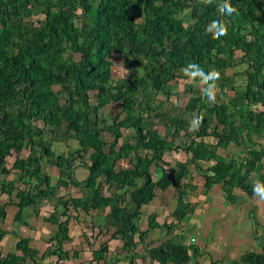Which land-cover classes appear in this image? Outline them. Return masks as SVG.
<instances>
[{
  "label": "trees",
  "instance_id": "16d2710c",
  "mask_svg": "<svg viewBox=\"0 0 264 264\" xmlns=\"http://www.w3.org/2000/svg\"><path fill=\"white\" fill-rule=\"evenodd\" d=\"M223 2L0 0V197H10L17 208L13 222L29 230L34 228L25 220L24 211L38 208L40 198L56 200L51 212L42 218L56 226L48 239L52 246L47 245L38 256V248L29 245V235L0 228V246L7 235H17L13 251L0 249V264H69L87 251L91 253L88 264H111L113 261L107 259L112 255L119 262L118 254H128L125 264H137V258L143 264L141 253L159 260L145 241L147 231L159 223L149 214L148 227L141 230L139 220L143 208L156 197L155 190L169 186L175 189L177 202L167 228L194 210L186 188L195 186L180 185L183 179L200 183L188 165L203 177L204 194L218 183L228 200L236 198L234 187L246 196L253 195V186L247 182L249 174L256 173L260 179L264 176L260 173L264 141L253 139L255 133L264 139V0H228L237 13L221 16L217 6ZM218 19L227 25L228 32L212 39L206 28ZM115 53L132 58L127 62L126 76L118 80L112 78L108 58ZM238 63H245V68L233 71ZM198 70L205 74L217 71L215 83L224 89L230 77L242 75L243 79L234 80L230 87L234 95L228 101L212 107L201 94L190 97L183 108L191 119L160 112L159 108L152 111L149 102L154 101V95H174L170 82L181 78L200 82L199 76L192 75ZM56 85L59 92L53 88ZM60 93L66 95L63 103ZM110 102L120 103L121 113L92 115L93 110L99 111ZM9 104L15 108L8 109ZM189 121H198L194 131L189 130ZM158 124L170 131L171 139L158 133L154 128ZM49 126L63 127L64 135L77 141L78 147L55 154L45 141ZM122 129L133 130L134 136L125 137ZM181 132L185 143L175 144ZM241 143H245L244 156L227 158L217 152ZM139 150L146 154H139ZM88 151L89 162L81 161ZM166 151L173 156L182 152V160L178 158L171 166L162 159ZM44 158L59 170L55 185L42 172ZM123 160L126 165H122ZM79 165L89 172L80 180L74 174ZM164 165L170 166L166 169ZM152 167L161 171L159 178H153ZM113 183L129 191L126 205L121 206L111 192ZM31 186L34 192H30ZM80 186L86 190L84 196L57 194L60 187ZM108 208L112 217H122L128 225L119 237L121 247L111 248L109 243L120 233L106 224L96 231L101 239L82 230L80 248H64L74 239L69 234L73 219ZM127 210L131 212L124 213ZM6 215L0 204V222ZM129 234H137V241H128ZM138 245L143 246V252ZM48 256H54L55 261L43 262Z\"/></svg>",
  "mask_w": 264,
  "mask_h": 264
},
{
  "label": "crops",
  "instance_id": "0c3cea01",
  "mask_svg": "<svg viewBox=\"0 0 264 264\" xmlns=\"http://www.w3.org/2000/svg\"><path fill=\"white\" fill-rule=\"evenodd\" d=\"M261 35L264 37V31ZM74 142L76 149L78 142ZM261 170L260 173L264 174ZM257 182L263 185L264 176L260 180L258 177ZM201 184L202 182L195 184L192 189L189 186L186 188L190 192L189 201L195 208L182 222L173 221L174 225L171 228H167L166 225L173 220L172 213L176 208L177 193L174 195L169 191L172 186L166 190H155L156 197L151 203L156 209L149 214H154L159 227L149 229L145 241L148 250L159 260H150L141 253L143 256L141 263L161 264L162 260L164 264H264V200L255 193L246 196L237 187L232 190L236 198L228 200L223 196L218 183L204 194ZM252 186L254 188L255 185ZM5 198L6 195L0 201L7 215L3 223L0 222V228L18 230L13 222L17 208L11 204L10 198L8 200ZM149 214L143 215L144 218L140 220L147 223ZM178 225L182 227L180 230L177 229ZM139 228L146 229L140 224ZM31 236L33 235H29ZM40 238L39 234L38 239ZM3 241L0 249L6 252L13 251L17 235H7ZM31 241H34L32 237L30 243ZM138 247L141 252L144 251L142 245Z\"/></svg>",
  "mask_w": 264,
  "mask_h": 264
},
{
  "label": "rangeland",
  "instance_id": "374dc122",
  "mask_svg": "<svg viewBox=\"0 0 264 264\" xmlns=\"http://www.w3.org/2000/svg\"><path fill=\"white\" fill-rule=\"evenodd\" d=\"M143 56V55H142ZM109 60H111L112 62V66H111V75L112 78L114 80H118L121 78H124L126 76L127 71L126 66H127V62L131 61L132 58H127V56H123L120 53H115V54H111L108 56ZM148 59L145 57V60ZM246 64L245 63H238L236 65V68H233V70H243L245 68ZM243 79L242 75H234L232 77H230V79L227 82V88H223L220 87V84H217L215 87V99L214 102L213 101H209L207 99V97L204 95V91L203 89L205 88V85H202L200 82H194L190 79H178L175 81H171L170 84L174 85L175 90H174V95H171L169 97H166L164 95H162L161 93H158L156 95H154V101L150 100L149 102V106L152 109V111H155L156 109L159 108L160 112H168L172 115H176L179 117H184L186 119H191L190 114L185 111V109L183 108L185 103L188 101V99L190 97L193 96H198V95H202V100L204 102H206L208 104L209 107H212L215 103H219L220 101H228L229 97L233 96V92L232 90H230V87H232L234 80L236 82H239ZM189 84V85H188ZM55 91L59 92V87L56 85L53 87ZM225 92V94H224ZM93 94V92H92ZM228 95V96H227ZM61 103L64 102L66 95L60 93L59 94ZM95 100V99H94ZM94 100L92 101V103H94ZM156 101H161L160 104H157ZM15 107L13 104H9L8 109L13 110ZM116 113H121V104L120 103H114V102H110L108 105H105L104 107H101L99 109V111L93 110L92 115L95 114L94 117L96 116H103V117H108V116H113ZM192 121H189V123ZM155 129H157L158 133L161 134L162 136H164L165 138H167L168 140L171 139V134L170 131H168V129H165L164 126H162L161 124H158L156 126H154ZM171 130V129H169ZM64 128L63 127H58V126H54V127H47L45 134H46V143L48 144V146L52 147V149L55 152V154H58L59 152H68V151H74L75 147H74V141L68 137H66L64 135ZM122 132L124 134L125 137L129 138L130 136H134V132L131 129H122ZM255 137H253V139L257 142L262 143L264 141L263 138L260 137V133H255ZM124 137V138H125ZM105 138H109V135H105ZM185 136L183 134V132H181V134L179 136H177V138L175 139V144H182L184 145L185 140H184ZM214 139H211L210 142H214ZM138 151V150H137ZM218 154L220 156H226L227 158H232L233 156L237 157V156H244L245 155V143H241L238 146H234V145H229L227 146L226 149H222L219 148L218 149ZM27 153V151H24V154ZM89 154V151L87 153H85V155L81 156V161L88 163L89 158H87V155ZM139 154L145 155L146 151L145 150H139ZM231 155L232 157L228 156ZM136 155H134L133 157H135ZM177 156V157H175ZM175 156L171 155L169 151H166V155L162 158L164 159V161L167 163L171 162V166H175L176 162L178 161V158L181 159L183 157L182 152L176 154ZM77 158V157H76ZM79 159V158H77ZM46 158L43 159L42 163H41V168H42V172L49 175L51 177V184L55 185L58 177H59V170L56 168V166H54L53 164L49 163ZM182 160V159H181ZM184 160V159H183ZM12 161V158H9L8 160V164H10ZM126 160H123L121 163L122 165H126ZM169 165V166H170ZM169 166L164 165L163 167H165L166 169H168ZM203 166H207L206 164H203ZM188 168L190 169V172L192 173V175L197 179L198 182H203V177L200 176L198 174L197 171L194 170V168L192 166L188 165ZM261 172L263 171L264 173V163L262 164V168H261ZM151 171L153 172V178L157 179L161 176V171H159V168H155L152 167ZM88 170L85 167L82 166H76L74 168V174L76 176L77 179H83L86 177V175L88 174ZM167 176L170 177V173L167 172ZM13 176H9V178H11ZM258 177L256 173H250L248 178H247V182L255 185L257 183ZM260 180V178H259ZM192 181L188 180V179H183L181 180V184L180 185H188L190 184ZM194 183H192V186L194 187ZM264 185V184H263ZM121 187H116V184L113 183L111 186V192L114 193L115 198H117V201H119L120 205H126L129 202L128 199V190L126 188H121ZM66 189L60 187L57 190V194L58 195H62L64 194V196H77L78 194L80 196H84L86 194V190L83 186H80V188H72V189ZM104 192L107 193L108 192V188L107 185L104 186L103 188ZM240 190V189H239ZM172 194L174 193V195H176V192L174 190V188H170L169 190ZM241 191V190H240ZM30 192H34V188L31 186L30 187ZM5 196V195H4ZM4 196L0 197V200L2 201L4 199ZM168 196L170 197V195L168 194ZM10 197L6 196L5 200H8ZM0 201V204H1ZM40 203L38 208L36 207L35 209L33 208H29L27 210L24 211V218L25 220H27V222H29L30 225L33 226L34 230H29L28 228H26L25 226L21 225V226H15V228L18 229V231L23 232V235H33L32 243H30L29 245H33L36 246V248H38V253L37 255L40 256L44 253L45 249H47V247H51L52 243L49 242V238L53 235V232H55L56 226L55 225H51V224H47L45 223L42 218L44 216H47L51 210L52 207L55 205L56 200L52 197V198H47V199H41L40 198ZM155 203V200H154ZM160 203V201H159ZM2 205V204H1ZM115 205H118L117 202L115 201ZM115 205H113V209L116 207ZM153 203H151V205L149 206H145L143 208V215H147L149 213H153L150 211H153L154 209H156V207L153 205ZM158 205V203H157ZM162 205V204H161ZM260 206L258 205V208ZM112 209H106L105 212L98 210H92L90 211L89 214H79L78 215V221L74 220L70 223V230H69V234L72 235V237L74 238L71 242H68L65 244L64 248L65 249H79L80 248V242H82L83 238L81 235V231L83 230L85 233H87L88 236H91L92 238L95 237H99L100 234H96L98 232L97 229H99L98 227L101 226H106V224H108V228H111L112 231L116 230V232L120 233V235L117 236V239H113L111 240V242L109 243L111 248L117 250L119 247H121L122 241L119 238L121 236V232L126 230L128 228V225L126 224V222L123 220L122 217L119 218H114L112 217L111 214ZM128 212L130 213V210L125 211L124 213L128 214ZM143 215L141 216V218L143 217ZM144 218V217H143ZM81 221V222H79ZM139 223L141 225L142 228H146L148 224L146 222H143L141 220H139ZM5 223H7V221H5ZM7 225V224H6ZM94 227H93V226ZM113 225V227H112ZM92 226V227H91ZM178 230H180L182 227L177 226ZM80 229V230H79ZM175 229V228H174ZM92 232L93 235H90V233ZM41 235L42 238L38 239V235ZM100 238V237H99ZM127 240L128 241H137L138 237L137 234L133 235V234H129L127 235ZM101 239V238H100ZM84 241V240H83ZM95 245H98V243L95 241L94 242ZM5 244V243H4ZM3 244V245H4ZM48 245V246H47ZM51 245V246H50ZM123 256V257H122ZM115 255L110 256L107 261H113L111 262V264H125L127 262V258H128V254H126L124 256V254H118L116 255V259H120L119 262H117L116 260L114 261ZM122 259V260H121ZM29 260V259H28ZM197 260V259H195ZM54 262L55 261V257H46L44 258L43 262ZM91 261V253L89 251H87L86 253H80V258L77 260H72L69 262V264H88ZM137 264L140 263V259L136 260Z\"/></svg>",
  "mask_w": 264,
  "mask_h": 264
},
{
  "label": "clouds",
  "instance_id": "9594fccd",
  "mask_svg": "<svg viewBox=\"0 0 264 264\" xmlns=\"http://www.w3.org/2000/svg\"><path fill=\"white\" fill-rule=\"evenodd\" d=\"M205 5L211 4L212 0H202ZM218 13L223 15H232L233 13H237V9L232 7L228 0H224L223 3L218 4L217 6ZM206 32L211 33L212 39H219L221 36H226L228 32L227 25L222 23L219 19L214 21L210 26L206 28ZM193 76H199L200 83L202 85H206L203 89L204 95L207 97L209 101H213L215 99V87L216 81L219 79V73L215 70L208 72L207 74L203 73L202 70H198L195 73H192ZM198 121L190 122V131H194L196 129ZM253 192L257 195L261 200H264V185L257 182L253 188Z\"/></svg>",
  "mask_w": 264,
  "mask_h": 264
}]
</instances>
